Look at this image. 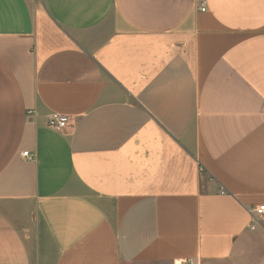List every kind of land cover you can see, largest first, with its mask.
<instances>
[{
  "label": "crops",
  "instance_id": "crops-1",
  "mask_svg": "<svg viewBox=\"0 0 264 264\" xmlns=\"http://www.w3.org/2000/svg\"><path fill=\"white\" fill-rule=\"evenodd\" d=\"M260 204L264 0H0V264L245 259Z\"/></svg>",
  "mask_w": 264,
  "mask_h": 264
},
{
  "label": "built area",
  "instance_id": "built-area-1",
  "mask_svg": "<svg viewBox=\"0 0 264 264\" xmlns=\"http://www.w3.org/2000/svg\"><path fill=\"white\" fill-rule=\"evenodd\" d=\"M201 9H206L205 1H201ZM72 119L69 115L65 114H53L48 119V124L50 127L56 130H62L71 125ZM24 156L28 158H32L33 154L30 153V151H24L22 153ZM251 223H250V229L255 230L257 228V225L261 221V219L264 217V204H260L253 209H251ZM174 264H180L178 262H175Z\"/></svg>",
  "mask_w": 264,
  "mask_h": 264
},
{
  "label": "rangeland",
  "instance_id": "rangeland-1",
  "mask_svg": "<svg viewBox=\"0 0 264 264\" xmlns=\"http://www.w3.org/2000/svg\"><path fill=\"white\" fill-rule=\"evenodd\" d=\"M257 243L259 244V246L255 248V243H253V248H255V250H254L253 254L251 253L245 259L231 258L222 264H264V251H262V250L258 251L261 247V242L258 241ZM256 251H258V253H255ZM257 261H259V262H257Z\"/></svg>",
  "mask_w": 264,
  "mask_h": 264
}]
</instances>
